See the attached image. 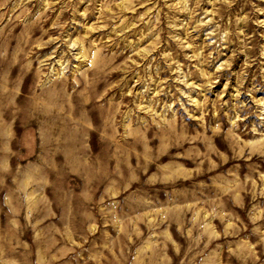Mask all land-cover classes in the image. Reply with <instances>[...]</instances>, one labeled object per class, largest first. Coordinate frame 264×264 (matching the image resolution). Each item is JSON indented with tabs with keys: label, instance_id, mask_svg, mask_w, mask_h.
Listing matches in <instances>:
<instances>
[{
	"label": "rangeland",
	"instance_id": "1",
	"mask_svg": "<svg viewBox=\"0 0 264 264\" xmlns=\"http://www.w3.org/2000/svg\"><path fill=\"white\" fill-rule=\"evenodd\" d=\"M0 264H264V0H0Z\"/></svg>",
	"mask_w": 264,
	"mask_h": 264
}]
</instances>
